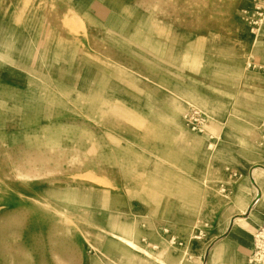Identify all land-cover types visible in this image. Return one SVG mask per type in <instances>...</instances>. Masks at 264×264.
<instances>
[{
	"label": "rangeland",
	"instance_id": "374dc122",
	"mask_svg": "<svg viewBox=\"0 0 264 264\" xmlns=\"http://www.w3.org/2000/svg\"><path fill=\"white\" fill-rule=\"evenodd\" d=\"M263 221L264 0H0V264H261Z\"/></svg>",
	"mask_w": 264,
	"mask_h": 264
},
{
	"label": "built area",
	"instance_id": "2783aa9c",
	"mask_svg": "<svg viewBox=\"0 0 264 264\" xmlns=\"http://www.w3.org/2000/svg\"><path fill=\"white\" fill-rule=\"evenodd\" d=\"M250 261L264 264V221L254 235Z\"/></svg>",
	"mask_w": 264,
	"mask_h": 264
},
{
	"label": "bare ground",
	"instance_id": "6f19581e",
	"mask_svg": "<svg viewBox=\"0 0 264 264\" xmlns=\"http://www.w3.org/2000/svg\"><path fill=\"white\" fill-rule=\"evenodd\" d=\"M116 200H117V199H116ZM108 205H109L110 207H111V206H113V207H116V206H117L115 200H108ZM251 209H252V208H249V209L247 210V213H248V214L251 212ZM242 215H243V214H242ZM110 219L112 220V224H113V227H114L113 235H114L115 237H119L121 230L125 229L126 227H125L124 225L120 226V224H119L120 219H119L118 215H116V214H115V215H112V216L110 217ZM242 219H243V218H242L241 216H239V217H237V218H233V219L231 220V223H230V226H229V229H228V233L231 231V229H232L234 226L240 225ZM214 244H215V243H212V246H213ZM211 248H212V247H211ZM211 248H210V249H211ZM219 249H220V248H219ZM219 249H218V250H219ZM209 251H210V250H209ZM209 251H208V252H209ZM218 252H220V250H219V251H216L215 253H218Z\"/></svg>",
	"mask_w": 264,
	"mask_h": 264
}]
</instances>
